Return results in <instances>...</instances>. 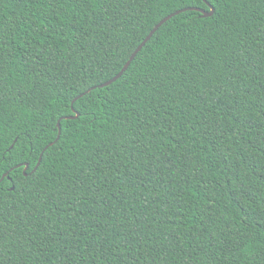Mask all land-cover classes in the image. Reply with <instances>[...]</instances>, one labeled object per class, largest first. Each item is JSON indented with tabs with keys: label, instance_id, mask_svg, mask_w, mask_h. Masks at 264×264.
Returning a JSON list of instances; mask_svg holds the SVG:
<instances>
[{
	"label": "snow or ice",
	"instance_id": "snow-or-ice-1",
	"mask_svg": "<svg viewBox=\"0 0 264 264\" xmlns=\"http://www.w3.org/2000/svg\"><path fill=\"white\" fill-rule=\"evenodd\" d=\"M167 2L170 0H73L86 10L85 16L92 17L94 28L89 25L92 43L88 42L89 32L81 34L82 43L76 52L79 67L71 72L56 66L57 61L64 60L62 53L57 57L46 49V41L55 32L54 25L59 24L58 17L54 21L45 13L37 33L44 39L29 40L27 47L19 43L18 37L13 40L3 23L6 17L0 18V141L13 125L20 129L13 136L15 142L0 150V264L28 261L40 264L37 256L55 260L57 254L66 264H88L97 259L104 264H148V256L152 254L176 248L185 252L182 242L189 237L175 231L183 227L175 210L179 205L167 204L173 209L167 219H149L143 211L138 214L133 210L130 214L125 209L138 207L150 212L154 205L160 204L156 198L151 201L144 198L138 204L128 201L130 197L140 201L141 196L133 193L145 188L146 183L152 184L153 191L160 188L165 182L164 171L179 168L185 162L192 168L198 161L203 168L209 167L199 153L195 158L188 153L186 137L195 136L197 143L204 141L219 148L216 141L225 135L226 119L244 115L248 102L264 115L261 78L264 55L258 68L256 53L251 50L256 42L264 53V0H179V11H174V15L189 12L196 15H184L177 22L167 42L156 45L162 50L157 54L156 47L151 48L145 66L138 67L141 62L137 61V66L125 76L136 59L134 53L118 74L100 79L109 71L110 58L123 45L120 30L124 27L123 14L130 11L128 5L143 9L145 4L151 7ZM29 3L47 4L53 14L57 8L65 7V0H29ZM0 4L6 6L5 0H0ZM73 35L76 36L75 31ZM99 35L103 39H95ZM13 43L18 45L16 49L12 48ZM36 43L41 50L34 51L24 65L37 79L21 76L18 83L24 86L17 89L14 100H9L12 89L5 76L8 68L5 56L15 55L21 49L27 56V49H35ZM146 43L147 40L141 43L136 52ZM41 52L47 57L43 75L37 70ZM240 58L248 61V68L243 71L239 68ZM213 63L227 74L225 83L235 98H229L226 108L215 106L216 114L226 112L231 116L220 115L219 121L209 127L200 122L199 118L206 113L198 104L204 97L205 80L210 83L214 78L205 74L215 73ZM245 79L254 82L255 91L247 84L244 87L237 84ZM212 88L216 93L214 100L224 95L222 86ZM8 106L12 107L11 112ZM104 116L107 119L98 124ZM233 123L240 126L241 121L235 119ZM105 124L113 125L110 139L99 137ZM173 129L184 132L185 137H177L172 143L176 137ZM21 135L27 138L26 145ZM157 141L175 150L164 159L159 155L153 159L150 145ZM17 144L21 145L20 153L31 154L24 159L34 161L20 174H16V169L21 161L6 160V153H13ZM201 147L208 155L216 156L217 174L213 178L230 201L227 207L235 202L247 227L257 228L258 235H264V197L258 208L252 207L256 201L248 198L244 188L243 160L233 164L226 153H212L211 147L205 148L204 144ZM260 151L264 153V145ZM201 175L203 182L207 177L202 172ZM258 180L264 184V173ZM168 183L171 187V182ZM218 199L214 197L212 204ZM206 219L208 223L202 221L199 228L210 234L209 243L207 247L199 244L197 226L193 225L190 239L197 241V246L187 252L190 261L194 262L196 253H201L200 259L205 264H219L215 256L218 244L222 247L229 237H233L241 251L251 247L252 238L235 230L233 225L227 224L220 231L211 217ZM165 226L167 229L161 232L160 228ZM221 235L224 241L220 240ZM261 244L264 245V240ZM228 247L231 251L232 246Z\"/></svg>",
	"mask_w": 264,
	"mask_h": 264
},
{
	"label": "trees",
	"instance_id": "trees-1",
	"mask_svg": "<svg viewBox=\"0 0 264 264\" xmlns=\"http://www.w3.org/2000/svg\"><path fill=\"white\" fill-rule=\"evenodd\" d=\"M6 6L0 4V18L3 19V23L8 31L12 33V38L15 40L19 38V43L24 44L27 47V41L44 39L37 35L39 29L42 27L41 21L45 16V13H48L49 18L55 19L59 18V24H55V32L52 33L51 39L46 41V49L49 54H56L57 57L60 54H63L64 60L57 61L56 66L61 68V70L72 71V68H78L79 64L77 61L80 60V57L76 55L80 43H82L81 34L83 32H89L88 42L92 43L93 37L91 36L92 29L89 28V25H93V19L91 16H85V9L82 6H79L73 3V0H65V7L63 9H58L53 14L47 4H30L29 0H5ZM130 11L127 14H123L122 23L124 27L120 30L121 37L123 39V45L119 52H116L110 59L111 64L108 73L105 76L100 77V79H107L108 75L118 74L119 71L123 69V66L134 54L136 49L143 43L146 38L150 35L153 29L165 18L172 15L174 11H179V0H170L167 3H154L149 7L147 4L144 5L143 9H140L134 5H128ZM143 12V15L141 14ZM184 15L194 16L196 13H181L173 17L167 23H165L152 37V39L145 45V47L139 52L136 59L132 62V65L129 67L128 72H125V76L132 71L134 66H137V61H140L138 67H143L146 64V61L150 59L149 55H146L150 52V49L159 45L161 41L167 42L169 39V33L175 31L177 27V22L183 18ZM204 23V21H200ZM32 25L36 27L33 28ZM83 25V28H81ZM63 29V32H61ZM76 32L74 37L73 32ZM31 32L32 35H28ZM47 31L45 36H47ZM159 38V39H158ZM95 39H103V35L96 36ZM156 42V44H154ZM18 45L16 43L12 44V48L16 49ZM243 47V46H242ZM261 45L253 42L251 45V50L256 53L257 58V67L260 66V57L264 55L260 51ZM39 43H36L35 49L28 48V55L23 54V49L19 52H16L15 55L8 53L5 56L6 61H8V68L5 73V76L8 77V86L12 89L8 93L9 100H14L15 93L17 89L23 87L18 83L21 76H26L30 80H36L37 77L33 76V72L25 67L24 61L31 60L32 54L34 51H40ZM162 50V47H156L157 54ZM198 55V53H194ZM47 59L44 53L41 52V61L39 68L37 69L41 75L44 74V60ZM207 59V57H205ZM69 65L71 67H69ZM52 66V65H47ZM215 68V73H210L206 71V75H214V78L209 83L205 80L204 86V97L203 100L198 104V108L204 109L206 115L200 117V122L211 126L213 123L219 121L220 115L231 116V113L221 112L219 115L215 113V106L221 105L225 107L229 104V98H235L234 92L229 90V85L225 83L227 80V74L220 71L218 64L213 63ZM239 68L243 71L248 68V61L244 58H240ZM23 69V72H21ZM250 71V69H249ZM15 73L13 76L12 74ZM264 79V77H261ZM123 79V77H121ZM119 83V81H117ZM240 87H244V84L249 85L253 91L255 88L253 86L254 82L251 80L237 81ZM213 85L222 86L224 88V95L213 99L216 96ZM235 87V86H233ZM191 99V97H189ZM259 101H257V104ZM8 111H12V107L8 106ZM244 115L233 116L231 119H226L224 124L225 135L222 139L216 141L220 145L219 148L208 145L206 142L201 141L197 143V137H186L185 143L187 144L188 153L195 158L197 154H200L201 160L208 162L209 167L203 168L201 162L196 163V167L192 168L190 163H181L179 168L172 169L171 171H164V183L156 191L152 190V184H147L145 188H138L133 195L141 196L140 201L129 199L128 203L138 204L142 203L143 199L151 201L154 198L161 201L160 204L154 205L152 210L135 208L130 209L126 207V211L130 214L135 210L138 214L143 211L144 215L149 219L153 217L157 219H167L168 216L172 214L173 209L167 207L168 203L173 205H179L175 210L180 215L181 219L178 223L182 224L183 227L175 229L176 232H180L185 237H189L182 243L185 247V252L181 253L179 248H176L173 251H164L160 255L152 254L148 256V264H205L204 261H201V253H196V260L190 261L187 256V252L190 251L191 247L197 246V241L190 239L192 235L193 225L197 226V235L200 236L199 244L207 247L209 243V233L202 231L199 228L200 223H208L206 218L211 217L212 221L217 225V229L222 231L225 225H233L235 230L241 231L252 238V245L246 251H241L236 248L235 243L233 242V237H229L227 242L221 247L218 244V251L216 252V260L219 261V264H264V245L261 244V241L264 240V235H258L259 230L257 228H248L247 221L242 220V214L239 212L238 205L235 202H231L232 206L229 208L227 205L230 201L225 197L224 192L219 188L214 180V174L216 173V156L208 155L204 148L201 147V144H204L205 148L211 147L212 153L224 152L228 155L229 160L233 164H239L243 160L242 171L245 173V184L244 188L247 190L248 198L254 199L255 204L252 205L254 208H258L261 202V198L264 197V184H262L258 177L264 173V153H261V146L264 145V124L261 123L264 120V115L260 113L257 107L252 105L250 102L246 104ZM98 116L100 113L98 111ZM103 119H107L106 116L101 117L98 120V124L102 123ZM239 119L241 121L240 126H236L233 123V120ZM23 126H28L24 124ZM16 131H20L19 128H16L14 125L10 131L7 132V135L3 141H0V150H6V148L15 141L13 136ZM113 131V125L105 124L103 125V130L99 131V137L105 139H110ZM176 132V137H173L172 143H174L177 137H185V133L179 129H173ZM117 134H119V129H116ZM97 138V141L99 139ZM231 137V139H229ZM51 138V133L49 134V139ZM21 140L27 144V138L21 135ZM91 140V137H90ZM93 141V142H97ZM165 144H168V141H165ZM229 145L231 147H229ZM243 145V148H241ZM21 145L17 144L16 148L13 149V153H6V160L11 158L13 161L19 159L21 161L20 166L16 169V174H20L26 165H30L34 161L29 159L25 160L24 157L31 155L27 151L25 153H20ZM151 150L154 152L153 159L155 156H161V159H164L168 156L171 151L175 149L171 147H165L164 145H159V142L150 145ZM163 148V152H161ZM4 166H7L5 162ZM207 177L202 181V175ZM223 178V177H222ZM168 181L171 182V187L169 186ZM207 186V191L205 187ZM168 192H171V195H168ZM218 197L216 204H212V199ZM250 202V201H249ZM117 208L119 206L117 205ZM257 215L259 213L257 212ZM175 219V217H172ZM151 226V225H150ZM168 226L160 228V231L163 232L167 229ZM211 227V224H209ZM147 231V229H145ZM224 235L220 236V240L224 241ZM229 245L232 246L231 251L229 250ZM160 248H165V245H160ZM40 264H66L63 262V258L57 254V259L52 260L49 257L40 259ZM27 264H33L32 261H28ZM88 264H104L100 260L89 261Z\"/></svg>",
	"mask_w": 264,
	"mask_h": 264
},
{
	"label": "water",
	"instance_id": "water-1",
	"mask_svg": "<svg viewBox=\"0 0 264 264\" xmlns=\"http://www.w3.org/2000/svg\"><path fill=\"white\" fill-rule=\"evenodd\" d=\"M181 14V13H180ZM205 15H208V13H205ZM175 16H177V15H174V14H172V15H170V16H168L167 18H165L164 20H162L154 29H153V31L150 33V35L148 36V37H151V39H152V37L155 35V33L165 24V23H167L169 20H171L173 17H175ZM157 27H159L158 29H157ZM148 37L146 38V40H147V43L151 40V39H148ZM146 43V44H147ZM146 44H144V47H145V45ZM143 47V48H144ZM143 48H141L140 49V51L143 49ZM139 51V52H140ZM139 52H134L135 53V55H136V57H137V55L139 54ZM132 57V56H131ZM131 59V58H130ZM134 61V60H133ZM132 61V62H133ZM125 67H127V65L125 66ZM130 67V66H129ZM21 167V166H20ZM25 167H28V165H26Z\"/></svg>",
	"mask_w": 264,
	"mask_h": 264
}]
</instances>
